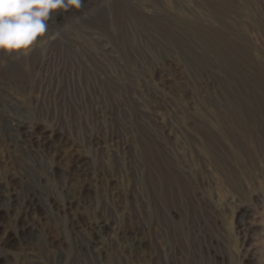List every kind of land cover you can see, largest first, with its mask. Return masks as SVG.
<instances>
[{"label":"rangeland","instance_id":"rangeland-1","mask_svg":"<svg viewBox=\"0 0 264 264\" xmlns=\"http://www.w3.org/2000/svg\"><path fill=\"white\" fill-rule=\"evenodd\" d=\"M37 46L0 54V120L33 131V154L43 130L67 147L34 170L0 132V187L91 205L65 218L46 200L8 264H264V0H84L53 13ZM73 217L108 227L77 235ZM130 232L141 254L123 252ZM94 241L100 254L80 250Z\"/></svg>","mask_w":264,"mask_h":264},{"label":"bare ground","instance_id":"bare-ground-1","mask_svg":"<svg viewBox=\"0 0 264 264\" xmlns=\"http://www.w3.org/2000/svg\"><path fill=\"white\" fill-rule=\"evenodd\" d=\"M36 51H39L38 46H36L34 50L30 52L31 53V55H29L31 57L30 59H32V55H35ZM42 53H44V51H42ZM10 58L11 60H13L16 57L11 56ZM44 63H45V57L43 56L39 64L32 63L31 67H33L36 70L37 68H40V66H42ZM243 98H245V96ZM2 105H3L2 107H5V108L8 107L11 111L15 110V113H17V108L14 109V105L12 103H10L9 105L7 103L6 104L3 103ZM5 113L3 114V117L0 120V132L4 135L9 136L13 140L15 146L22 147L21 136L22 135L33 136L34 133L33 131H28L26 127L22 124H19V123L14 124L12 117L6 115ZM3 120L7 121V124H8L7 126L2 124ZM41 134L42 136L39 137V139L37 140V144H36V146H38V149H39L38 153L33 154L32 152L33 149H29V148L27 149L25 147H22V150H20L21 148L19 149L21 156H23L25 160L28 161L29 166L32 167V169L34 170H40V164L43 160L42 156L44 155V152L51 150L56 154L57 152L64 150L67 147V143H68V139H66L62 134L54 132L53 129L50 132L43 130ZM73 145L75 147H79L80 149L81 147H83L82 144L76 143L75 141H73ZM84 145L89 146L91 149H94L96 151L99 150V148H103L102 150L110 151V148H111V144L109 145L108 142H105V141L102 142L97 138L96 139L88 138L86 142L84 143ZM125 145L126 143L123 144L124 148H125ZM24 148L27 149L28 151L27 150L25 151ZM26 152H29L28 155L24 154ZM77 168H78V171L82 173H86L89 177L91 176L92 181L96 182L95 171L93 172V170L88 167V161L86 159L80 161L77 165ZM39 181L40 180L38 179V182ZM49 199L46 198V200L48 201L46 203L48 206V210L52 213H54V210H56V212H59V214H62L63 217L65 218L69 217L70 214L74 212L72 211L74 206H76L78 209H87L91 205V201L87 200V198L84 200H73L72 202L63 203L59 206H54L53 203L49 201ZM46 200L41 198L40 194H38L36 191H34L32 195H29V194L24 195V194H21L20 190L18 191L10 187H0V230L3 229L7 231L8 227L6 223L8 221H10V226H12L13 227L12 229L14 230V231L12 230L9 231L3 237L0 236V264H8L6 261L7 259H5L7 257H5L4 254L5 255L8 254V251L11 248L13 243L15 242H19V244L21 242L31 243V241L34 238L33 237L34 231L38 227L37 221L34 218L36 215L40 216L41 214H43L41 210ZM67 227H71V230L75 232L77 235H80L82 232H86L89 229L94 234L95 233L97 234L102 229L107 228L108 224L103 221L81 223L79 221H76L75 217H73L70 220V225H67ZM121 235H122L123 240H125L124 242L125 245L123 247L124 253H128L132 251V252H137L141 254V252L145 248L144 246L145 244L136 232H130V233L121 234ZM97 243L98 241H94L93 243L88 244L85 247V249L81 245L79 248L80 250H86V252H89V253L100 254L101 249L98 247ZM33 264H46V263L42 261H34ZM53 264H61V259L55 257Z\"/></svg>","mask_w":264,"mask_h":264},{"label":"clouds","instance_id":"clouds-1","mask_svg":"<svg viewBox=\"0 0 264 264\" xmlns=\"http://www.w3.org/2000/svg\"><path fill=\"white\" fill-rule=\"evenodd\" d=\"M83 8L84 0H0V54L27 55L47 35L53 13Z\"/></svg>","mask_w":264,"mask_h":264}]
</instances>
